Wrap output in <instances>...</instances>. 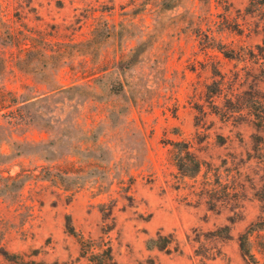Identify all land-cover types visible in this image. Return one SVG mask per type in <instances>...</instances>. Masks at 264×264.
<instances>
[{"label": "rangeland", "instance_id": "rangeland-1", "mask_svg": "<svg viewBox=\"0 0 264 264\" xmlns=\"http://www.w3.org/2000/svg\"><path fill=\"white\" fill-rule=\"evenodd\" d=\"M80 236L264 264V0H0V264Z\"/></svg>", "mask_w": 264, "mask_h": 264}, {"label": "trees", "instance_id": "trees-1", "mask_svg": "<svg viewBox=\"0 0 264 264\" xmlns=\"http://www.w3.org/2000/svg\"><path fill=\"white\" fill-rule=\"evenodd\" d=\"M182 165L185 164H180V166ZM193 166L195 167L194 169L196 168L198 169L200 163L196 159H193ZM186 169L188 168L186 167ZM77 235L80 234L77 233ZM246 243H247V239L242 237L240 242L242 252L245 255L252 257V254H250L249 250L247 249ZM80 244H81V255L86 256L92 262V264H117V262L114 260L112 256L111 247L109 245L104 247V246H95L89 244V242L86 239H84L83 236H80Z\"/></svg>", "mask_w": 264, "mask_h": 264}]
</instances>
